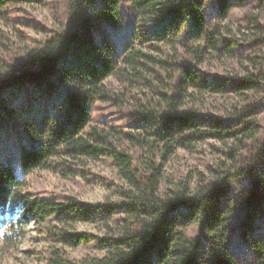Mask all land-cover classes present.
Returning <instances> with one entry per match:
<instances>
[{"label":"trees","instance_id":"obj_1","mask_svg":"<svg viewBox=\"0 0 264 264\" xmlns=\"http://www.w3.org/2000/svg\"><path fill=\"white\" fill-rule=\"evenodd\" d=\"M38 1L42 0H0V18ZM65 3L64 19L56 29L38 30L47 36L27 46L20 70L13 44L0 38V51L12 54L0 67V120L15 126L16 112L6 96L28 118L18 125L23 134L20 175L0 163V230L10 227L22 208L18 225L33 217L60 218L65 213H71L74 223L122 213L123 219L111 217L116 228L108 224L107 238L94 240L105 252L102 257L71 260L56 249L46 264H264L261 243H251V262H242L230 251L229 223L236 211L232 198L224 200L237 186L236 196L246 207L241 224L246 237L255 213L264 210V146L252 154L260 133L251 112L255 106L235 108L225 120L204 121L194 110L205 94L233 97L244 104L249 94L264 90V62L259 58L246 57L249 67L238 79L209 82L199 72L207 57L233 60L239 49L264 47V0H254V12L241 18L237 34L243 39L237 38L228 20L249 0ZM125 5L133 14L132 35L118 47L108 33L120 25ZM162 48L173 51L166 61L155 55L162 54ZM94 103L128 109L135 123L129 129L99 126L91 119L89 105ZM208 139L232 142L228 155L240 165L234 174L222 177L212 170L213 178L199 175L193 183L188 177L179 181L166 177L164 166L177 150L195 151ZM129 149L143 152L144 162H135ZM105 157L118 163L128 185L120 188L118 206H64L31 200L20 192V176L57 171L68 163L66 159L96 162ZM192 224H200L203 238H190L187 229ZM60 240L72 247L93 241L84 234Z\"/></svg>","mask_w":264,"mask_h":264},{"label":"rangeland","instance_id":"obj_2","mask_svg":"<svg viewBox=\"0 0 264 264\" xmlns=\"http://www.w3.org/2000/svg\"><path fill=\"white\" fill-rule=\"evenodd\" d=\"M247 6L238 7L233 11L232 17L228 20L233 25L235 33L241 28V18L254 12V0H249ZM66 0H42L22 6L18 11L10 13L7 17L0 18V38H8L13 44L12 54H17V65L20 70L23 66L22 58L25 55L27 46L35 45V42L42 41L47 35L38 30L50 31L56 29L65 16ZM133 14L130 7L125 5L122 8L121 23L118 27L110 28L108 36L118 47L129 42L132 35ZM38 28V29H37ZM44 31V32H45ZM243 34H237V38L243 39ZM258 51H257V49ZM162 54H157L166 61L168 56H172L170 48H162ZM15 52V53H14ZM12 54L0 51V67L5 58H12ZM246 57H252L259 63L264 60V47H246L237 50L233 60H219L216 56L203 59V65L199 72L209 81L232 80L242 77L246 67ZM9 61L10 59H6ZM245 66H243V63ZM251 68V67H250ZM264 71V66H263ZM200 103L195 107L204 121L209 118L225 120L236 112L235 108L248 109L254 107L253 119L259 124V137L255 143L252 154L261 146H264V90L259 93L249 94L247 103L238 104L233 97H222L217 94H205L201 97ZM10 109L15 110V126L6 120H0V163L13 167L17 176L21 173L20 166V143L22 140V130L18 125L28 122L24 113L19 112L18 106L13 100L6 96ZM92 121L99 126H118L129 129L135 123L128 109L114 108L108 104L94 103L89 105ZM191 109V107H187ZM248 111V110H247ZM153 125V123L151 124ZM207 132V127L203 128ZM230 143H221L217 140L208 139L196 145L195 151L179 149L174 156L164 166L166 177L170 180L179 181L188 177L190 183L202 175L211 179L215 176L212 170H218V176L234 174L237 166H240L238 159L233 161L229 157ZM251 148L246 156L249 157ZM138 164L144 162L143 152L137 149L127 150ZM62 159L56 162L62 164ZM67 160V164H62L57 171L39 170L28 176H20L22 194H29L31 200H40L49 203L70 206L73 203L83 204L90 207L112 208L118 206L120 201V188H127V183L123 179L121 168L118 163L111 158L105 157L100 161ZM240 181V180H239ZM238 182V181H237ZM229 192L225 199L234 201L233 209L236 211L231 216L229 223L230 251L242 262L253 260V247L251 243H261L264 246V210L255 213L253 219V229L244 237L242 233V221L246 207L240 198L236 196L238 187ZM166 186L162 185L165 192ZM244 197L241 196V199ZM242 204V205H241ZM232 205V206H233ZM237 207V208H236ZM25 210L22 208L10 227L0 230V263L1 264H46L47 259L54 250L59 249L71 260H80L85 257H102L105 252L97 247L95 238L103 239L109 235L108 224L116 228L111 217L116 220L125 218L122 213L117 215L99 217L92 223L80 221L74 223L69 214L64 216H52L49 218H31L28 224L18 225ZM110 225V226H111ZM190 238H203L200 232V224H192L187 229ZM87 235L92 238L90 244H81L79 247H72L73 244H66L60 238H77L79 235ZM5 238H15L12 243H7ZM96 242V243H95ZM74 246V245H73Z\"/></svg>","mask_w":264,"mask_h":264}]
</instances>
